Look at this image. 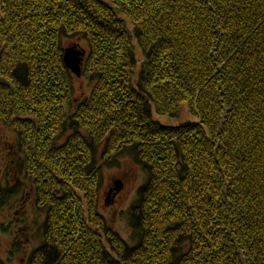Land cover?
<instances>
[{"label":"trees","instance_id":"trees-1","mask_svg":"<svg viewBox=\"0 0 264 264\" xmlns=\"http://www.w3.org/2000/svg\"><path fill=\"white\" fill-rule=\"evenodd\" d=\"M0 10V125L17 136V160L0 147V168L18 166L16 182L0 179V217L28 189L44 215L21 264H264V0ZM75 46L93 89L82 100L64 58ZM185 106L186 124L154 118ZM101 149L106 164L131 152L147 173L129 212L134 245L99 212Z\"/></svg>","mask_w":264,"mask_h":264},{"label":"rangeland","instance_id":"rangeland-1","mask_svg":"<svg viewBox=\"0 0 264 264\" xmlns=\"http://www.w3.org/2000/svg\"><path fill=\"white\" fill-rule=\"evenodd\" d=\"M70 44L71 41L65 38L63 45L68 46ZM80 44L85 49L87 48L83 42ZM75 89L76 99L79 100L84 99V97L88 96L93 90L89 79L81 77L76 78ZM154 118L162 125L169 126L186 124L189 120H193L186 106L177 119H171L167 116L161 117L156 113L154 114ZM16 137L15 134L6 131L5 127L0 125V147L4 155L2 158H5L7 162L10 161V163H15L17 160V157L13 158L11 153L8 155V149L14 147ZM6 161L4 166L0 168V179L4 177V179H9L11 183L13 181L16 182L15 173L18 166L17 168L16 166L12 167L13 169L6 167L8 166ZM96 164L98 166H103L102 187L98 206L99 212L106 218L107 224L111 229L114 231L116 230L123 239L134 245L137 239L134 237L132 228H130L129 212L139 198L138 193L140 188L144 186L147 181V173L144 172L141 165L136 163L132 153L128 151H124L122 154L117 155L115 157V163L106 164L104 163L101 149L97 156ZM115 181H120L123 189L117 194L114 200H108V192L115 186ZM28 194L29 189L24 193L23 197L19 198V202L10 212H6L4 216L0 217V256L6 262L12 259V264L23 263L22 261H26L31 253L42 244V242H40L41 235L39 227L41 228L43 222L41 220L44 215L42 212L36 210L34 207V200L31 199L30 196L27 198ZM32 222L35 223V231L29 232V230L27 231V227L32 225ZM25 228L26 230L24 231ZM14 242L18 243L19 246H15ZM15 249H17L16 253L12 254Z\"/></svg>","mask_w":264,"mask_h":264},{"label":"water","instance_id":"water-1","mask_svg":"<svg viewBox=\"0 0 264 264\" xmlns=\"http://www.w3.org/2000/svg\"><path fill=\"white\" fill-rule=\"evenodd\" d=\"M64 58H65V64L67 68H69L75 76L80 78L82 76L81 67L85 59V52L78 50L77 46L71 47L65 51ZM114 185L115 186L113 187V189H111L110 192L108 193V196H109L108 200H110L112 197L114 199V197H116V195L120 193L121 190L123 189V186L121 185L120 181H115ZM108 200H107V203H108Z\"/></svg>","mask_w":264,"mask_h":264}]
</instances>
